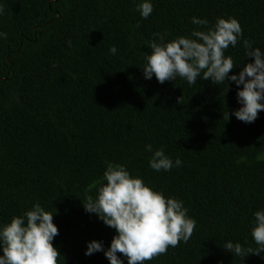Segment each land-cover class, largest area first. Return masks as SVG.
Wrapping results in <instances>:
<instances>
[{
    "label": "trees",
    "instance_id": "obj_1",
    "mask_svg": "<svg viewBox=\"0 0 264 264\" xmlns=\"http://www.w3.org/2000/svg\"><path fill=\"white\" fill-rule=\"evenodd\" d=\"M139 2L0 0L7 33L0 39V224L39 202L56 212L58 264H110L103 251L85 255L93 239L109 247L115 229L82 202L96 198L111 162L182 200L197 222L187 243L145 264H264V252L239 258L222 247L231 240L257 249L251 229L264 209V110L245 123L233 114L235 82L161 84L142 69L154 33L170 41L206 30L193 16L209 26L235 17L244 38L264 49V0H152L147 19ZM225 54L236 74L254 60L242 42ZM148 144L182 166L156 172Z\"/></svg>",
    "mask_w": 264,
    "mask_h": 264
},
{
    "label": "clouds",
    "instance_id": "obj_2",
    "mask_svg": "<svg viewBox=\"0 0 264 264\" xmlns=\"http://www.w3.org/2000/svg\"><path fill=\"white\" fill-rule=\"evenodd\" d=\"M136 10L142 19H147L154 10L152 0H140ZM3 14L4 7L0 5V15ZM191 23L206 30L196 28L190 36L170 41L166 40V33L153 34L154 38L147 44L151 52L142 66L145 79L155 76L163 84L180 78L189 85L209 78L215 85L235 82L240 107L233 114L245 123L254 122L259 111L264 110V49L244 38L242 26L235 17H218L215 24L209 26L207 18L193 16ZM0 39H7V33L0 31ZM241 42L245 57L254 60L243 64L236 74L231 71L237 66L233 57L225 53ZM109 52L116 55L118 49L112 45ZM229 118L228 113L226 119ZM145 150L152 153L149 166L156 172L182 166V160L179 157L173 160L163 147L153 150L148 144ZM103 179L106 183L98 188L96 198L89 196L82 203L86 212L96 214L105 225L115 229V235L107 248L102 241H88L85 255L103 251L110 264H124L120 253L127 258V264H145L165 254L169 247L189 241L197 222L188 215L182 200L166 197L142 177L132 175L123 164L108 162ZM55 213L36 202L23 214L0 224V249L3 251L0 264H58L61 253L53 244L59 234L53 220ZM253 215L251 235L257 245L256 251L231 240L222 246L236 257L264 252V209L256 210Z\"/></svg>",
    "mask_w": 264,
    "mask_h": 264
}]
</instances>
